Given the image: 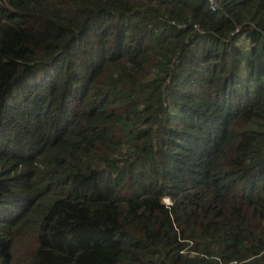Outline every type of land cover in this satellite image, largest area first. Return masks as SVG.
<instances>
[{
  "label": "trees",
  "instance_id": "trees-1",
  "mask_svg": "<svg viewBox=\"0 0 264 264\" xmlns=\"http://www.w3.org/2000/svg\"><path fill=\"white\" fill-rule=\"evenodd\" d=\"M0 264H264V0H0Z\"/></svg>",
  "mask_w": 264,
  "mask_h": 264
},
{
  "label": "built area",
  "instance_id": "built-area-1",
  "mask_svg": "<svg viewBox=\"0 0 264 264\" xmlns=\"http://www.w3.org/2000/svg\"><path fill=\"white\" fill-rule=\"evenodd\" d=\"M209 1H210L211 6L213 7L215 5V0H209Z\"/></svg>",
  "mask_w": 264,
  "mask_h": 264
},
{
  "label": "rangeland",
  "instance_id": "rangeland-1",
  "mask_svg": "<svg viewBox=\"0 0 264 264\" xmlns=\"http://www.w3.org/2000/svg\"><path fill=\"white\" fill-rule=\"evenodd\" d=\"M164 202L167 203V204L169 203V201L167 199H164Z\"/></svg>",
  "mask_w": 264,
  "mask_h": 264
},
{
  "label": "clouds",
  "instance_id": "clouds-1",
  "mask_svg": "<svg viewBox=\"0 0 264 264\" xmlns=\"http://www.w3.org/2000/svg\"><path fill=\"white\" fill-rule=\"evenodd\" d=\"M208 2L210 3V1H209V0H208ZM215 4H216V0H215ZM210 5H211V4H210ZM214 6H215V5H214ZM214 6H213V7H214ZM168 201H169V200H168Z\"/></svg>",
  "mask_w": 264,
  "mask_h": 264
}]
</instances>
